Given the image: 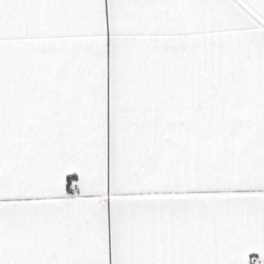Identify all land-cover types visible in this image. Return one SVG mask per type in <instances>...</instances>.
Returning <instances> with one entry per match:
<instances>
[{
  "label": "snow or ice",
  "instance_id": "obj_1",
  "mask_svg": "<svg viewBox=\"0 0 264 264\" xmlns=\"http://www.w3.org/2000/svg\"><path fill=\"white\" fill-rule=\"evenodd\" d=\"M0 264H264V0H0Z\"/></svg>",
  "mask_w": 264,
  "mask_h": 264
}]
</instances>
